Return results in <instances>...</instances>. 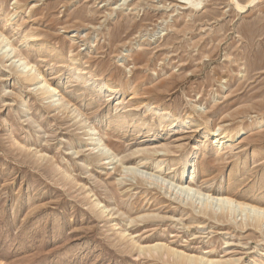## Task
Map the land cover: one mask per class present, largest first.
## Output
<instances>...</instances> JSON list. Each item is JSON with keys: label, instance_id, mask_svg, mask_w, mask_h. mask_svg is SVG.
Instances as JSON below:
<instances>
[{"label": "rangeland", "instance_id": "rangeland-1", "mask_svg": "<svg viewBox=\"0 0 264 264\" xmlns=\"http://www.w3.org/2000/svg\"><path fill=\"white\" fill-rule=\"evenodd\" d=\"M236 1L247 7L0 0V28L84 114V126L94 124L133 166L148 156L137 149L167 145L159 159L167 179H180L185 165L199 185L264 201V0ZM28 33L37 38L24 43ZM12 68L0 56V264H180L140 255L159 242L222 264H264V222L243 227L239 210L220 224L198 215L199 202L194 211L122 177L120 163L103 169L75 116L51 107ZM226 129L234 134L218 149L212 135L205 139ZM145 210L159 217L139 218Z\"/></svg>", "mask_w": 264, "mask_h": 264}, {"label": "bare ground", "instance_id": "bare-ground-1", "mask_svg": "<svg viewBox=\"0 0 264 264\" xmlns=\"http://www.w3.org/2000/svg\"><path fill=\"white\" fill-rule=\"evenodd\" d=\"M231 1L235 4V6L239 10H244L247 7L246 5L239 4V2L236 0H231ZM256 1L257 0H250L249 4L252 5ZM190 4L192 5L191 2ZM6 34L2 30V28H0V52L2 50L6 51L3 55H0L2 61L4 63H10L11 67H13L17 71L16 73L19 74L20 79L27 85V87L33 89L32 91H35L38 94V96H40L44 100L49 101V105L51 107L55 108L58 111L70 112L73 114V116H75V119L78 120L77 121L78 125H80L81 127L80 130L85 131L84 136L87 138V142H88L87 147L91 148L89 151L93 153L95 159L99 160L101 166H103V169H107L106 166H113V165L116 166L118 163H120L122 171H120V168L118 171L120 172L122 177H126L129 174L130 176L132 175V177L133 176L139 177L142 183H146V184L148 183L149 185L154 186L157 189L165 190L166 191L165 193H167V195L168 194H170V196L174 195L176 197L175 198L176 200H179L181 203H186L187 206H189L194 211L195 209H197L195 205L197 204V202H199L201 208L200 211L198 212V215H202L204 218H207L208 220H215L217 223L224 224L226 223V221H228V219L232 220L233 218H235L236 215H238V211L240 210L242 213H246V219L244 221L243 227L252 226L253 228L256 229H259L261 227V225L264 222V201L245 198L230 191L213 190L212 187L210 186L206 187L205 185L204 186L199 185L192 178H190L191 171H189V168H187V166L185 165L183 166V174L181 175L180 179H178L177 181H175L174 179H170V180L167 179V176H164L163 173L161 172V169L163 168V164L165 162L159 161V159L163 160V158L165 157V156H161L160 155L161 153L166 154L170 152V149L168 148L167 145L166 146L161 145L163 146V148L160 149L157 147L151 150L137 149L133 155L147 152L148 156H144L142 161L140 160L139 164L135 166L133 165L136 163V161L130 159L131 156H125L121 158L120 156L122 155V152L120 151V149L115 148L110 140H108L106 137L101 135V133L97 131V127L94 124H89L88 126H84V124L86 125L87 123L85 119H83L85 117L84 114H82L81 111L79 112L77 109L72 110L74 106L71 104V102L69 100H66L65 97H63V95H60L58 89L55 88V86H53L51 82H49V80L44 76L43 72L32 62L31 59L25 56L23 51L21 52V50H19L20 47H18L19 48L18 49L17 46L12 41L9 40ZM34 38L37 37L34 34L28 33L27 35L24 36L23 41L25 43V41L30 39L32 40ZM70 56L72 57V55ZM13 68L12 70H14ZM181 119H182L181 116L176 115L172 123ZM183 120L188 121V118ZM159 122L161 124L163 123L162 120H160ZM126 124L129 127L130 123H126ZM120 128L123 129V127ZM227 130L228 129L222 130L221 132L216 131V133L214 134L212 131H209L206 134H204L205 139H208V137L212 135V145L217 147L218 149L220 146L225 144L224 140L226 138L228 137L232 138L234 134L228 132L229 130L228 131ZM218 132L219 134H217ZM194 149H196V146H194ZM77 154H79V152ZM117 158L120 160L115 162ZM150 159L155 160L153 164L154 166L149 167L147 166V164H144L146 163V161ZM141 169H144L145 171H141ZM64 176L67 177L68 172H64ZM123 183H125L124 179H122L119 182V185H122ZM145 200H147V198L144 199V201ZM102 204L103 202L100 199H96L95 206L100 207ZM102 209L108 212L111 209V206L108 204H104L102 206ZM131 212L132 211H130V213ZM159 214L160 213H157V211L156 212L147 211L145 213L143 212V215L141 216L139 215V218L146 219L145 218L146 216H151V215H157L159 217ZM129 218H131L132 220L131 224H132L133 220L135 219H133L131 215ZM194 224H195L194 221H189V226ZM139 253L140 255H144V254L152 255L153 253H156L163 257L165 256L168 258H175L176 261L180 264H222L221 260H217L212 256H210L211 258L209 257L207 258L206 254L196 255L190 252L187 253L184 250L180 251L170 247V245L165 244V242L164 243L159 242L154 245L152 244V245H145L143 247H140Z\"/></svg>", "mask_w": 264, "mask_h": 264}]
</instances>
